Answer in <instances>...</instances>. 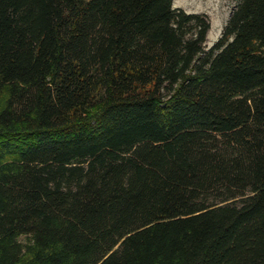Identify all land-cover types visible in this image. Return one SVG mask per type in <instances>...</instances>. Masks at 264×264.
Wrapping results in <instances>:
<instances>
[{"label": "trees", "instance_id": "trees-1", "mask_svg": "<svg viewBox=\"0 0 264 264\" xmlns=\"http://www.w3.org/2000/svg\"><path fill=\"white\" fill-rule=\"evenodd\" d=\"M210 29L0 0V264H264V0Z\"/></svg>", "mask_w": 264, "mask_h": 264}, {"label": "rangeland", "instance_id": "rangeland-1", "mask_svg": "<svg viewBox=\"0 0 264 264\" xmlns=\"http://www.w3.org/2000/svg\"><path fill=\"white\" fill-rule=\"evenodd\" d=\"M241 0H174V8L184 10L189 14H201L209 18L211 29H214L215 38L207 36V49H211L222 37L224 28L228 24L234 10ZM209 35V34H208ZM23 243L27 238L22 237Z\"/></svg>", "mask_w": 264, "mask_h": 264}, {"label": "bare ground", "instance_id": "bare-ground-1", "mask_svg": "<svg viewBox=\"0 0 264 264\" xmlns=\"http://www.w3.org/2000/svg\"><path fill=\"white\" fill-rule=\"evenodd\" d=\"M208 38L214 40L215 38L214 29L209 33Z\"/></svg>", "mask_w": 264, "mask_h": 264}]
</instances>
